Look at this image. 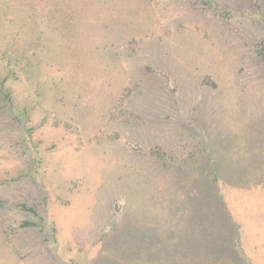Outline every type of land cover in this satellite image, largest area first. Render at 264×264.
<instances>
[{
  "label": "rangeland",
  "instance_id": "374dc122",
  "mask_svg": "<svg viewBox=\"0 0 264 264\" xmlns=\"http://www.w3.org/2000/svg\"><path fill=\"white\" fill-rule=\"evenodd\" d=\"M195 262L264 264V0H0V264Z\"/></svg>",
  "mask_w": 264,
  "mask_h": 264
},
{
  "label": "trees",
  "instance_id": "16d2710c",
  "mask_svg": "<svg viewBox=\"0 0 264 264\" xmlns=\"http://www.w3.org/2000/svg\"><path fill=\"white\" fill-rule=\"evenodd\" d=\"M190 158H192V156L190 157ZM172 161V160H171ZM178 162H180V160L178 161ZM178 162H172L171 164V167H170V165H168L169 166V168H170V170L171 169H173V168H177V169H179L178 167H180V163H178ZM194 237H197V236H194L193 235V240H194ZM112 240V239H111ZM187 241V239L184 237L183 238V240H182V243H181V247L184 245V242H186ZM117 244V243H116ZM176 244H174L173 246H175ZM179 246V245H178ZM178 259H179V257H177ZM180 260H181V258H180ZM195 264H196V262H195Z\"/></svg>",
  "mask_w": 264,
  "mask_h": 264
}]
</instances>
